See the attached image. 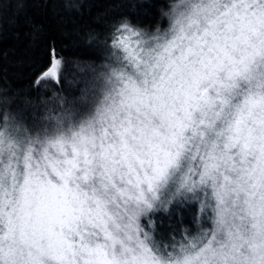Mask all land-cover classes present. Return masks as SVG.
<instances>
[{"label":"snow or ice","instance_id":"1","mask_svg":"<svg viewBox=\"0 0 264 264\" xmlns=\"http://www.w3.org/2000/svg\"><path fill=\"white\" fill-rule=\"evenodd\" d=\"M161 15L38 123L0 110V264H264V0ZM67 71L53 43L33 84Z\"/></svg>","mask_w":264,"mask_h":264},{"label":"trees","instance_id":"2","mask_svg":"<svg viewBox=\"0 0 264 264\" xmlns=\"http://www.w3.org/2000/svg\"><path fill=\"white\" fill-rule=\"evenodd\" d=\"M170 0H0V110L22 116L28 125L38 123L57 103L54 90L79 96L91 69L104 59V30L119 18L149 30L167 27L161 12ZM95 37V39H90ZM55 44L67 62L61 86L33 81ZM83 70H77V66ZM75 78L76 82H73ZM62 89V91H61ZM163 215V214H161ZM196 228L193 213L181 209L177 220Z\"/></svg>","mask_w":264,"mask_h":264}]
</instances>
